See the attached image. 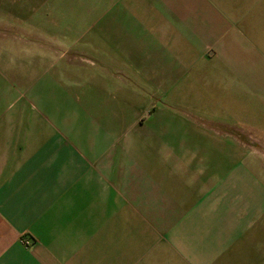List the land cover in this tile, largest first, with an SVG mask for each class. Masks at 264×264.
Returning <instances> with one entry per match:
<instances>
[{
    "label": "crops",
    "instance_id": "0c3cea01",
    "mask_svg": "<svg viewBox=\"0 0 264 264\" xmlns=\"http://www.w3.org/2000/svg\"><path fill=\"white\" fill-rule=\"evenodd\" d=\"M258 1L0 0V264H264V185L190 147L212 135L174 132L187 122L168 111L233 126L215 146L233 156L264 109ZM143 109H166L145 122L166 132H143Z\"/></svg>",
    "mask_w": 264,
    "mask_h": 264
},
{
    "label": "rangeland",
    "instance_id": "374dc122",
    "mask_svg": "<svg viewBox=\"0 0 264 264\" xmlns=\"http://www.w3.org/2000/svg\"><path fill=\"white\" fill-rule=\"evenodd\" d=\"M239 7V6H238ZM252 8L250 11L252 13H250V21H252L256 28L254 31V36H255V40H256V50L259 52H264V2L263 0L258 1L256 3H254L252 5ZM254 12V13H253ZM259 34H261V37L259 36ZM16 46L20 47L21 49L23 48H30L31 53H37L38 52V46H33L30 45L25 41H18ZM65 52L63 53V69H67L66 71H64V75H63V82L64 85H73L74 87H78L81 85L85 84V80L87 77V73H88V68L86 66L84 67H79V66H75V65H71L70 63L73 61H78L80 64H84L87 63L86 60H82L81 58H74L75 55H78V52L76 51V49L71 46L69 47H65ZM84 56L86 57V54H84ZM70 58V60H68ZM71 65V66H69ZM114 75V74H113ZM128 90H130V88H128ZM126 91V96L127 99H134L135 96H140L141 94H135L133 92L130 91ZM120 95V94H119ZM121 95L124 96L125 92L122 91ZM259 95H256V97H258ZM143 98H147L149 100V102H152V104L156 107L157 105L162 107L163 102L161 101V99L159 97H155L154 99L149 98L148 94H143L142 96ZM259 100H256V104H261L259 103ZM139 109H135V112H138ZM169 112H171L175 117L177 116H181L183 117L187 123L185 124H175L174 132L176 133H182L185 132L187 134L190 135H199V134H204V133H208L210 135H212V137H208L207 140L205 139H201V142H203L204 144L202 145H198L199 141L196 140L194 142H190L192 145L190 147L193 148H203L206 150H211L213 152V154L218 157L220 160H227L228 164H232V165H237L239 163V165H244L249 167L250 169L253 170V174H246L245 178H246V183L250 184L249 186H252V181H251V177L250 175H253V177L256 179L255 184H253V186H255V190H256V194L261 193L262 191V185H264V109L262 108L261 111L258 110V108H256L254 110V112L252 110H249L248 115L251 119V122L248 123H244L243 125H239L240 129L238 132L236 133H241V131L247 132L246 133H241L239 134V140H235L232 141V144L234 146V152H233V156L231 158H222L220 156H218L216 153L220 151L219 148L215 147L218 144L222 145L221 148L223 149V151H225L227 149V140L225 139H220L219 136H216L217 132H221V131H225L226 132H233V130H231V128L233 126H227V125H217V124H203L201 123L203 120L201 118L198 117V111L195 110L194 113H190L191 110H186V112H177L176 110H168ZM143 116L140 119V121L138 123H143L141 125L142 126V131L143 132H152L154 131V129H159L166 132V127L163 125H156L154 122V124L150 123V124H145L146 121L150 120V117H152L155 115V112H157V117H159V119H166L167 117V110L166 109H159L157 111L153 110V109H143ZM128 116H130L128 114ZM130 127L128 124V131H130ZM136 127H140L139 125H136ZM243 129V130H242ZM158 131V130H157ZM249 134H252L249 135ZM246 138V139H241V138ZM193 139H197L195 137H191ZM209 140V141H208ZM166 142L164 141H157V142H142V146H140L141 142H139V148H148V144H157V148H166L165 144ZM237 144V145H236ZM238 146V147H237ZM237 148H240V151H238ZM241 150H246L245 154L242 155L241 154ZM237 152V154L235 153ZM239 153V154H238ZM238 161V163H237ZM241 163V164H240ZM236 177V176H235ZM239 178V176H238ZM254 182V181H253Z\"/></svg>",
    "mask_w": 264,
    "mask_h": 264
},
{
    "label": "built area",
    "instance_id": "2783aa9c",
    "mask_svg": "<svg viewBox=\"0 0 264 264\" xmlns=\"http://www.w3.org/2000/svg\"><path fill=\"white\" fill-rule=\"evenodd\" d=\"M27 244H30L31 242L30 241H26Z\"/></svg>",
    "mask_w": 264,
    "mask_h": 264
}]
</instances>
